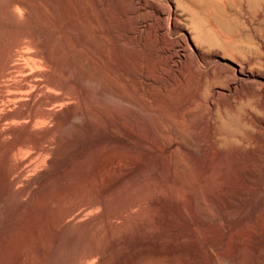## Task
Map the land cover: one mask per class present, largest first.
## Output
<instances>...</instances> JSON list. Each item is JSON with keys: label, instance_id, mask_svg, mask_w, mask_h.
Instances as JSON below:
<instances>
[{"label": "bare ground", "instance_id": "obj_1", "mask_svg": "<svg viewBox=\"0 0 264 264\" xmlns=\"http://www.w3.org/2000/svg\"><path fill=\"white\" fill-rule=\"evenodd\" d=\"M70 1L72 10L55 12L54 0H0L12 9L0 13V227L5 228L0 264H203L204 250L188 260L175 237L149 236L161 230L150 224L151 230L148 221L166 220V212V219L155 209L147 219L132 218L140 237L118 234L145 193L152 200L171 196L178 207L184 189L208 217L212 185L217 181L224 188L230 164L224 161L225 171L215 172V159L213 166L199 163L195 178L200 154L192 162L177 149L166 169V176L175 175L172 186L145 168L127 181L120 156L133 158L132 139L144 151L166 150L182 139L200 153L205 124L213 128L209 142L219 151L250 148L247 140L253 137L239 135L236 124L264 142V0H65V5ZM232 112L236 117L226 120ZM154 113L163 120L157 119L152 138L145 127L155 121ZM108 120L128 139L106 136ZM203 215L198 218L206 223ZM43 226L53 237H44L50 232ZM215 249L210 264H246L242 253L229 257ZM251 264H264V251Z\"/></svg>", "mask_w": 264, "mask_h": 264}, {"label": "rangeland", "instance_id": "obj_2", "mask_svg": "<svg viewBox=\"0 0 264 264\" xmlns=\"http://www.w3.org/2000/svg\"><path fill=\"white\" fill-rule=\"evenodd\" d=\"M5 1H7V0H4V2ZM41 1H43V2H45L46 3V0H41ZM55 1V12H62L63 10H67V11H70V10H72V1H70V2H68V5H65V0H54ZM2 4H0V7H2V8H0V13H4V12H7L9 9L10 10H12L11 8H7V6H5L4 5V7L3 6H1ZM7 8V9H6ZM63 9V10H62ZM14 11V10H13ZM191 58L193 59V56L192 57H190V58H187V59H185V60H183V65L184 66H182V63H181V66L182 67H185V65H187L188 63V61H191ZM59 107H57V109H58ZM62 109H65V107L63 108V107H60V109L59 110H61L62 111ZM169 110V109H168ZM233 113H234V116H233ZM157 114L159 115V117L157 116ZM236 114H237V112H232V113H227V117H229V118H226V116H225V119L226 120H230V116L231 117H236ZM154 115H155V118L156 119H154L155 121H153L152 119H150V121H152L151 123H153L154 122V124L155 123H158L157 121V119L159 118V121H160V119H161V121L163 120V117H162V115L160 114V113H154ZM260 117H261V115H259ZM232 119H234V118H232ZM237 119V118H236ZM235 119V120H236ZM147 121H149V119L147 120ZM147 121L145 122V121H143V123H142V126H144L145 125V123L147 124ZM150 121L148 122L149 124L145 127V129H149L148 131H149V133H147L146 135L147 136H149V137H152V138H154L153 136H156L157 135V130H155V128L157 129V126H156V124H155V127L153 128L152 127V129H151V127H148L149 125H150ZM186 121V120H185ZM164 122V121H163ZM111 122L108 120V122H107V124H106V128L108 127L109 129V131L107 130L106 131V133H105V135L107 136V135H109V134H111V133H114L115 135H117V136H119V137H122L123 139H128V137H126L125 135H123L121 132H116L115 130H113V129H111V124H110ZM187 123V122H186ZM154 124H153V126H154ZM167 124V126H166V128H169V130H172V128H173V126L171 127L170 125L171 124H168V123H166ZM181 124H182V122H181ZM183 125V124H182ZM186 124H185V122H184V125L183 126H185ZM151 126V125H150ZM187 127H189V124L188 125H186ZM185 126V127H186ZM206 126V127H205ZM171 127V128H170ZM203 127H204V129H203ZM203 127L201 128V129H203L202 131H200L199 132V134H202V132H203V134L202 135H200L201 136V138L203 139V137H207V138H205V140L203 139L202 140V147H204V148H202L201 147V150H200V153L199 152H192L191 151V148L182 140V139H174V141H173V143L169 146V147H167V149L166 150H160V149H157V148H154V149H150V150H148V151H144L142 148H141V145H140V142L139 143H137V141L136 140H131L130 141V144H129V146L131 147V151H133L134 152V154L132 155V152H131V154L130 153H128V154H130V155H132L133 156V158H131V159H127L125 156H127V154L125 155V153H122V156L123 155H125L124 157H122V156H120V159H122V158H124L123 159V161L126 163V165L128 166H126L125 168H124V172H126L125 173V175H124V177H125V179L127 180V181H130V180H133V179H135L136 177H137V175L139 174V172L141 171V170H143L144 168V171L146 170V171H148V169L150 170H153L154 171V175H155V177H167V181L169 182V184H171L172 186H174L172 183H173V178L175 177V175H173V172L172 173H170L169 174V176H166V169H167V163L169 164V163H173V160H175V153L173 152V151H175V150H177L178 149V151H180V152H178V153H180L179 154V156L182 158L183 156H184V154H185V157H183L182 159H184V158H188V159H190L191 161L192 160H194V157L196 156V155H198V154H200V155H198V156H196V157H198V158H196L194 161H195V164H197L196 165V168L194 169V170H192V173H197L196 175H194L193 174V176L195 177V176H197L199 173V169L201 168V166L199 165V163H202V164H204L205 162V166H207V165H211L212 164V166L214 165V163H216V161H220V160H222V161H220V162H223L222 164L221 163H219V164H221V166H219V164H218V162L216 163V167H213L214 168V170H215V172H219V171H225L224 170V167L225 168H227L229 165H227L226 164V166H225V163H228V164H230V166L232 167H228L227 169H226V171L228 170V175H229V177H227L228 175H227V173L225 172V174L227 175H225L224 177V183L222 184V185H224V188L223 187H218L217 185H219V182H217V181H214V183H213V185H212V191L213 192H215V194H214V196H215V198L213 199V201L212 200H207V207L209 208V210H210V215H208V217L206 216V218H205V216L203 215V213L201 212L202 210H201V207H199L200 205H196L195 203H194V200L191 198V196L189 195V194H186V192L184 191V189H180L179 190V197H181V198H179V200H178V202H179V204H178V207H177V204L174 202V201H172L173 200V198L171 197V196H168V198H167V196H165V197H163L162 199L160 198V199H157V200H152V199H149V198H151L150 197V195H152V194H150L149 193V195L147 194V193H145L144 194V202L146 201V198H147V201H146V203H144L143 202V204H145L144 206H142L141 205V207L139 206V207H134V211H133V209L131 210V212L130 213H128L127 214V221L130 223H128V225H126L125 227H124V229H122V231L118 234V236L119 237H140L141 235L139 234L140 233V231H138V227H137V225H136V223L134 224V221L135 220H137L138 218H139V216L140 215H138V214H141V216H143V218H145L144 217V215L146 216V218L145 219H147L148 218V211H150V209L151 210H158V211H161V212H163V218H165V212H166V214L169 216V218L168 217H166L165 219L166 220H164L163 219V221H160L159 223H157V224H155V223H153L152 221L151 222H149L148 221V224H149V226L151 227V230H153V228H156L157 227V225H159L157 228H159L160 227V229H158V231L159 230H161V231H159V234H158V232L156 233L155 232V230H153L152 231V233L149 235V236H151V237H168L169 235V237H171V238H174V239H178L179 240V242L181 243L180 245L184 248L183 249V252H184V254L186 255L185 257H187V259L188 260H192L193 258H194V256L197 254V253H201V252H203V250H204V254H206V255H204L203 254V259H205L204 260V262L206 261V263L205 264H210L209 263V257L212 255V254H214L215 253V251H216V249H215V247L216 246H219V247H221L222 249H223V251H224V253H226V255H228L229 257H236L237 256V254H239V253H242L244 256V259L245 258H248L247 260L245 259H243V263H246V264H251L253 261H254V259L256 260V256L258 255V253L260 252H263L264 251V214H262V212H264V206H262V205H264V192H261V190H264V179H262V178H264V177H262V176H264V158H262V157H264V154H262V153H264V152H262L261 153V151H262V149H264V148H262V147H264V145H259L260 143H261V141H263L262 139L263 138H259V136L257 135V134H255V132H253V131H251V130H249V129H246L245 127L246 126H242L241 124L239 125V124H236V125H232V127L233 128H235L234 130L235 131H237V133L239 134V135H242V136H244L243 134L245 133V136L247 135V137H249V136H252L253 137V139L252 138H248V142L250 143V148H251V151L248 149L247 150V152L246 151H242V153L241 152H238L236 149H234V148H232L231 149V147H230V149H231V151H232V153L233 152H237V154L236 153H234V155L232 154V153H228L227 154V152H231L230 151V149H228L227 147L224 149L223 148V150H224V152H222L223 150H221L220 149V151L222 152H220L219 151V149L218 148H214L213 149V147L210 145L211 143L209 142V140L211 139V136L213 135V128L209 125V124H205V125H203ZM208 127V128H207ZM248 128V127H247ZM144 128L143 129H140V132H141V130L143 131V130H145ZM155 130L156 131V133H155V131H154V133H153V131ZM246 130V131H245ZM234 131V132H235ZM111 132V133H110ZM145 131H143V133L142 134H145L144 133ZM206 132H208V134H206ZM241 132V133H240ZM244 132V133H243ZM121 133V134H120ZM248 133V134H247ZM252 133H254L253 135L255 136V135H257L256 136V138H257V140H256V138L251 134ZM149 134H151V135H149ZM153 134V135H152ZM155 134V135H154ZM205 134L207 135V136H205ZM261 137H262V135H261ZM156 138V137H155ZM246 138V137H245ZM259 138V139H258ZM126 139V140H127ZM251 139L252 140H254L255 139V142L254 141H251ZM261 139V141H259ZM206 141V142H205ZM205 142V143H204ZM209 142V143H208ZM254 143L255 145V148H257V147H260V148H257V149H255L254 148V146L253 147H251L252 146V143ZM258 142H259V144H258ZM207 144V145H206ZM261 144H264V142H262ZM259 145V146H258ZM206 146V147H205ZM208 146V147H207ZM210 146V147H209ZM262 146V147H261ZM209 148H212L213 150V152L211 151V149H209ZM253 148V149H252ZM262 148V149H261ZM141 150H142V152H141ZM217 152V153H215V151ZM228 150V151H227ZM235 150V151H234ZM138 151V152H137ZM227 151V152H226ZM252 153H250V152ZM176 152V151H175ZM191 152V153H190ZM244 152H246V153H244ZM197 153V154H196ZM227 154V157H226V155H224V154ZM238 153H239V155H238ZM244 153V155H241V154H243ZM257 153V154H256ZM135 154H137V155H135ZM156 155V157H155V155ZM181 154H182V156H181ZM223 154V155H222ZM250 154V155H249ZM256 154V155H255ZM259 154V155H258ZM136 156V158H135V156ZM153 156V158H152V156ZM206 155H207V157H206ZM231 155V156H230ZM150 156V157H149ZM165 156V157H164ZM187 156H189V157H187ZM194 156V157H193ZM218 156V157H217ZM248 156V157H247ZM138 157V158H137ZM212 157V158H211ZM261 157V158H260ZM219 158V159H218ZM227 158H229V159H227ZM257 158V159H256ZM260 158V159H259ZM125 159H127V160H125ZM149 159V160H148ZM155 159V160H154ZM214 159L216 160L214 163H212V161H214ZM150 160H153V161H155L154 163H153V161H150ZM162 160V161H161ZM210 160H212L211 161V164H209V162H210ZM149 161V162H148ZM224 161H225V163H224ZM233 163H232V162ZM234 161H235V163H234ZM236 161H238V164H237V162ZM241 161V162H240ZM163 162V163H162ZM165 162H166V164H165ZM193 162V161H192ZM198 162V163H197ZM231 162V163H230ZM250 162H252V163H250ZM147 163H148V166H147ZM150 163H151V165H150ZM258 163V164H257ZM218 164V165H217ZM224 164V165H223ZM233 164H234V166H233ZM240 164V165H239ZM246 164L248 165V166H246ZM250 164H252V165H250ZM257 164V165H256ZM164 165V166H163ZM204 165H203V168H204ZM244 165V166H243ZM255 165V166H254ZM259 165V166H258ZM219 166V167H218ZM236 166H237V168H236ZM242 168H241V167ZM253 166H254V168H253ZM257 166H258V168H257ZM244 167V168H243ZM252 167V168H251ZM215 168H219L218 170L217 169H215ZM222 170H221V169ZM246 168H248V169H246ZM163 169V170H162ZM202 169V168H201ZM230 169V170H229ZM247 171H246V170ZM256 169H258V170H256ZM197 170V171H196ZM233 170V171H232ZM240 170V171H239ZM244 170V171H243ZM250 170H251V172H250ZM164 171V172H163ZM194 171V172H193ZM238 171V172H237ZM235 172H236V174H235ZM259 172H260V174H259ZM160 173V174H159ZM232 173V174H231ZM239 173V174H238ZM256 173V174H255ZM258 173V174H257ZM239 176H238V175ZM240 174L242 175V176H240ZM250 174V175H249ZM253 174V175H252ZM162 175V176H161ZM237 175V177L235 178V176ZM243 175H245V176H243ZM257 177H256V176ZM249 176H250V178H249ZM133 177V178H132ZM226 177H227V179H226ZM244 177V178H243ZM255 177V178H254ZM128 178V179H127ZM196 178V177H195ZM234 178H235V180H234ZM243 178V179H242ZM249 178V179H248ZM253 180H252V179ZM130 179V180H129ZM240 179V180H239ZM248 180V181H247ZM233 181L235 182V183H233ZM254 182V183H253ZM255 182H258V183H255ZM217 183V184H216ZM246 183V184H245ZM214 184H216V187H215V185ZM221 185V184H220ZM240 186V187H237V186ZM246 185V186H245ZM229 186V187H228ZM232 186V187H231ZM235 186V187H234ZM218 187V188H217ZM226 187V188H225ZM243 187V188H242ZM254 187V188H253ZM218 189V190H217ZM227 189H228V191H227ZM233 189V190H232ZM236 189V190H235ZM247 189V190H246ZM232 190V191H231ZM243 190V191H242ZM246 191V193H245V191ZM260 190V191H259ZM218 193H217V192ZM231 191V192H230ZM234 191V192H233ZM250 191V192H249ZM256 191V192H255ZM243 192V193H242ZM259 192H261L260 194H259ZM232 193V194H231ZM254 193V194H253ZM229 194V195H228ZM261 195L260 197H258V195ZM145 195H148L147 197L145 196ZM236 195V196H235ZM256 195H257V197H256ZM213 196V197H214ZM217 196V197H216ZM246 197V198H245ZM256 197V198H255ZM226 200H225V199ZM231 198V199H230ZM233 198V199H232ZM238 198V199H237ZM168 199H171V200H168ZM182 199V200H181ZM220 199V200H219ZM246 199V200H245ZM256 199H259V200H256ZM150 200V201H149ZM163 200V201H162ZM189 200H190V202H189ZM217 201H220V202H217ZM223 201V202H222ZM234 201H235V203H234ZM237 201V202H236ZM260 201V202H259ZM215 202V203H214ZM239 202V203H238ZM257 202H259V203H257ZM226 203H227V205H226ZM229 203V204H228ZM186 204V205H185ZM211 204V205H210ZM230 204H233V206L232 205H230ZM239 204V205H238ZM241 204V205H240ZM150 205H152V206H150ZM190 205V206H189ZM218 205H220L221 207H219ZM238 205V206H237ZM261 205V206H260ZM147 206V207H146ZM151 208H150V207ZM155 208H154V207ZM157 206V207H156ZM227 206V207H226ZM257 206H259V207H257ZM152 207H153V209H152ZM182 207V208H181ZM214 207V208H213ZM232 207V208H231ZM158 208H160V209H158ZM163 208V209H162ZM183 208H184V211H183ZM148 209V210H147ZM182 209V212H183V214H185V215H183L181 212H180V210ZM198 209V210H197ZM212 209V210H211ZM196 210V211H195ZM245 210H246V212H245ZM259 210V211H258ZM100 211V210H99ZM99 211H96L95 212V214L93 213L92 215H97L98 213H100ZM144 211V212H143ZM187 211V212H186ZM132 212H134V213H132ZM141 212V213H140ZM246 214H245V213ZM261 212V213H260ZM132 213V214H131ZM144 213H146V214H144ZM202 213V214H201ZM218 213V214H217ZM230 213H231V217L229 216L230 215ZM253 213V214H252ZM256 213V214H255ZM181 214V215H180ZM194 216H193V215ZM131 215V216H130ZM138 215V216H137ZM182 215H183V217H182ZM192 215V216H191ZM199 215H203V219L205 218V220L207 221L206 223H203V222H201L200 220H199V218H198V216ZM213 215V216H212ZM216 215V216H215ZM177 216V217H176ZM249 216V217H248ZM173 217V218H172ZM193 219H192V218ZM209 217H211V219L209 218ZM213 217V218H212ZM86 219H88L89 218V216H88V218L87 217H85ZM132 218H134V219H132ZM137 218V219H136ZM224 218H226V219H224ZM232 218V219H231ZM12 219V218H11ZM10 219V220H11ZM86 219H83L82 221H84V220H86ZM169 219V220H168ZM172 219V220H171ZM186 219H187V222H186ZM179 220V221H178ZM194 220V221H193ZM226 220V221H225ZM228 220V221H227ZM232 220V221H231ZM12 221V220H11ZM11 221H10V223H11ZM67 221L69 222V221H71V220H69V219H67ZM222 221V222H221ZM230 221V222H229ZM81 222V221H80ZM80 222H77V223H79V225L78 224H75L76 225V227H77V225H78V227H80L81 225H80ZM114 222L116 223V222H118V226H121L122 225V220H120V219H115L114 220ZM135 222H137V221H135ZM167 222V223H166ZM171 222H172V224H171ZM221 224H220V223ZM257 222V223H256ZM133 223V224H132ZM223 223V224H222ZM259 223L261 224V225H259ZM73 224V226H75ZM117 224V223H116ZM153 224V228H152V226L151 225ZM218 224V225H217ZM100 227L101 228H103L104 227V224L103 223H100ZM162 225V226H161ZM223 225H224V227H223ZM226 225H227V229H226ZM45 226V225H44ZM43 226V228L41 227V229H43V231H44V233H45V231L46 230H48V231H46V233L48 232H50V234H46L44 237H47L48 235L50 236L51 235V237H53V233H52V231H49V229H47V227H46V229H45V227ZM129 226V227H128ZM156 226V227H155ZM261 226V227H260ZM75 227V228H76ZM77 227V228H78ZM215 227V228H214ZM229 227V228H228ZM261 229H260V228ZM75 228H73V227H71V229H72V231H78V229L77 230H74ZM125 228H128L127 230H125ZM130 228V229H129ZM203 228H204V230H203ZM209 228V229H208ZM222 228V229H221ZM45 229V230H44ZM80 229H81V227H80ZM225 229V230H224ZM197 230H199V231H197ZM207 230V231H206ZM214 230V231H213ZM4 231H5V228L4 227H0V237H2V235H3V233H4ZM157 231V230H156ZM211 231H213V232H211ZM220 231H222V232H220ZM201 232V233H200ZM215 232V233H214ZM216 232H218V233H216ZM52 233V234H51ZM154 233H156V234H154ZM171 233V234H170ZM200 233V234H199ZM222 233V234H221ZM126 234V235H125ZM139 236H138V235ZM184 234H185V236H184ZM195 234L196 235H198V237H195ZM217 234V235H216ZM188 237H187V236ZM207 235V236H206ZM216 235V236H215ZM48 236V237H49ZM148 236V237H149ZM182 236H184V237H182ZM193 236H194V238L195 239H193ZM211 236V237H210ZM176 237H178V238H176ZM205 237V238H204ZM209 239H208V238ZM217 237V238H216ZM248 237V238H247ZM186 238V239H185ZM198 238H200V239H198ZM230 238H232V239H230ZM183 239V240H182ZM198 239V240H197ZM213 239V240H212ZM248 239V240H247ZM196 240H197V242H196ZM229 240V242H227ZM230 240H232V241H230ZM241 240L243 241V242H241ZM250 240V241H249ZM182 241H183V243H182ZM219 241H220V244H219ZM238 243H240V244H238ZM245 241V242H244ZM186 242V243H185ZM188 242V243H187ZM228 244H227V243ZM242 243V244H241ZM191 244V245H190ZM195 244V245H194ZM209 244H211V245H209ZM247 244V245H246ZM189 245V246H188ZM209 246V247H208ZM224 246H226V247H224ZM238 246V247H237ZM240 246V247H239ZM241 246L243 247V248H241ZM198 248V249H197ZM211 248V249H210ZM237 248V249H236ZM261 248V249H260ZM242 249V250H241ZM189 250V251H188ZM210 250H212V252L210 251ZM239 250V251H238ZM260 250V251H259ZM206 251V252H205ZM236 251H238V253L236 252ZM253 251V252H252ZM251 254H252V256H251ZM202 259V260H203ZM207 260H208V262H207ZM246 261V262H245ZM251 261V262H250ZM204 262H203V264H204ZM248 262V263H247ZM230 264V263H229ZM232 264V263H231Z\"/></svg>", "mask_w": 264, "mask_h": 264}]
</instances>
